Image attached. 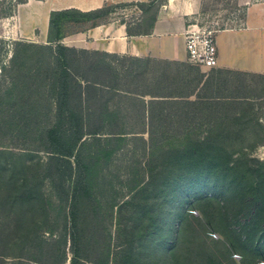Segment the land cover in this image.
Listing matches in <instances>:
<instances>
[{
  "label": "trees",
  "instance_id": "1",
  "mask_svg": "<svg viewBox=\"0 0 264 264\" xmlns=\"http://www.w3.org/2000/svg\"><path fill=\"white\" fill-rule=\"evenodd\" d=\"M26 1L2 0V3L8 4L1 11L2 17L12 15L17 4ZM110 10L111 6L105 5L89 12L51 11L47 43L14 40L9 65H0L3 79L0 83V130L9 133L13 129L21 137H25V132L36 131L40 135L35 149H30V145L35 143L26 141H23L27 143L26 151L0 149V201L3 199V206L15 208L19 213L14 221V230L17 229L16 233L21 237L17 246L26 250L18 256L23 259L41 264H63L68 257L64 246L50 245V249H46V245L52 243L40 238L37 222L32 219L38 213L32 215V221L25 214L28 209L24 208L25 205L33 202L43 223L60 220V216L63 217L64 227L70 223L69 264H87L79 245L77 222L78 215L84 210V200L92 197V185L101 171V163L108 164L115 153L135 139L142 141L145 150L147 141L143 136L135 135L137 133L134 128L120 121L117 112L108 106L101 107L103 99L111 95L115 88V78L108 84L109 75L99 70L97 64L92 70L87 64L90 60L74 55L75 52L92 53L98 57L103 54L66 47L60 42L65 33H68L64 30L65 25L74 22L71 19L91 21L89 25L72 31L75 32L97 25L98 19L107 17ZM19 58L21 61L18 63ZM184 69H177L173 76L162 69L152 78L158 85L169 81L171 86L181 87L176 96L179 100L170 99L176 92L167 91V86L153 94L160 97L153 100L158 123L166 128V133L183 137H175L168 148L155 155V162L151 167L158 170L150 174V182L160 183L164 188L153 189L156 194L153 197L156 198L155 202L143 201V205L147 207L144 214L152 215L161 205L165 206V201L168 202L167 211H161V214L171 217L169 222H165L170 223V226H162L163 229H168L169 236L163 239V245L152 248L147 245L148 237L138 235L137 229L133 232L131 226L125 233L126 239L118 245L119 250L112 253V264H181L183 250L178 251L179 247L174 249L168 240H175L174 225L180 224L177 216L183 212L184 198L202 199L207 193L222 202L225 213H230L235 223H238L239 227L233 228L231 232L236 245L248 253L264 257L263 163L258 162L257 168L251 171L252 179L247 184L236 166L239 159L231 158L234 154H245L244 148L254 146L242 144L241 140L234 141L246 127L242 119L247 116L245 108L250 105L249 87H245L247 81L237 78L232 90L219 88L214 96H197L205 99V108H213L215 113L206 112L204 119H185L180 117H188L189 114L180 111L181 104L189 103L188 98L192 94L189 88L198 85L199 81L195 85H189L187 80L188 83L185 81L184 84L185 74L181 76ZM223 80L221 84L225 85V79ZM213 98L216 100H209ZM201 114L197 112L193 116ZM195 123L203 125H194ZM198 128H202L205 136L191 139L193 129ZM234 144L237 148L230 150L229 147H234ZM152 145L150 143L146 148L151 149ZM39 149L49 154L47 163L34 160V156H37L34 151ZM101 160L104 162H100ZM62 163L63 167L60 168ZM30 171L33 172L28 177ZM66 171L70 177L75 178V186L70 193L63 186ZM47 178L56 190L59 201L65 204L57 205L58 212H55L54 204L42 190ZM245 203L249 208V217L241 223L239 214L242 208L239 205ZM152 204L159 205L153 207ZM115 205L113 203L111 206ZM92 208L95 210L93 204ZM139 209L140 207L134 206L137 218L144 215L141 214L142 209ZM133 213L132 211L130 218L134 219ZM64 239L63 245L66 242ZM100 254L95 264H108L111 255L109 248L105 246ZM212 261L215 262L212 257H208L205 264H212ZM18 263H22V260Z\"/></svg>",
  "mask_w": 264,
  "mask_h": 264
},
{
  "label": "rangeland",
  "instance_id": "2",
  "mask_svg": "<svg viewBox=\"0 0 264 264\" xmlns=\"http://www.w3.org/2000/svg\"><path fill=\"white\" fill-rule=\"evenodd\" d=\"M1 1L0 19L2 18L1 11L8 6V4ZM163 1L156 0L154 7ZM195 4L197 9L188 16L186 25L194 21L202 27L218 30L237 27L241 24L244 10L242 5L236 4V0H195ZM106 18H99L98 21L100 22ZM71 21L74 22L65 25L64 30L66 32H72L91 23L90 20L83 18L71 19ZM12 41L14 40L0 39V65H9ZM74 55L90 60L87 61V64L90 68L92 67V70L98 65L99 70L101 69L109 75L108 84L115 78V88L111 95L103 99L101 107L108 106L111 110L117 112L120 121L134 128L137 133L135 135L143 136L147 141L146 146L153 143L151 149L145 146L144 150L142 141L135 139L115 153L108 164L101 163L99 167L101 171L94 178L92 185V197L84 200V210L78 215L79 245L87 264H95L105 246L111 252L108 264H112V253L119 250L118 245L126 239L125 233L131 229V226L133 232L137 229L139 230L138 235L148 237L146 240L147 245L152 248L163 245V239L169 236L168 229H163L162 226L163 224L166 228L170 226L168 220L171 217H165L161 214V211H167L168 202L165 201V206L161 205V208H157L155 214L152 215V213L144 214L147 212V207L143 205V201L146 200L148 203L154 200L155 202L156 198L153 197L156 194H154L153 189L164 188L160 183L150 182V174H154L158 170L151 167L155 162V155L168 148L170 142L173 141L172 139L175 137L182 138L183 136L168 134L164 131L166 128H162L160 124L156 123L153 117V98L150 94L160 92V88L167 86V91L173 90L176 92L174 94L178 96L177 92L181 87L171 86L169 81L158 85L152 79L162 69L168 72L169 75H174L177 66L173 64L143 61L140 63V67H135L121 58L111 61L108 57L107 60L104 55L98 57L96 54H86V52H75ZM20 61L21 58H19L18 63ZM182 72H185V70ZM246 81L250 92V105L245 108L248 114L242 119L246 123V127L240 135L236 136L238 139L235 138L234 141L241 140L242 144H254V146L244 148L245 154H234L231 158L233 160L239 159L236 166L244 177L243 179L249 184L252 179L251 171L257 168L258 162L263 163L261 172L264 175V75L250 74L246 77ZM1 82H3V79L0 73ZM193 130L194 132L190 136L191 139H200L205 136L202 128ZM23 135L25 137H21V134L14 132L13 129L9 133L0 130V149L26 151V142L35 143L30 145V149H35V146H38L40 141L38 132H25ZM231 148L236 149L237 147L234 144V147H229L230 150ZM34 153L37 155L34 156V160L39 159L44 163L49 161V154L44 151L39 149L35 150ZM100 162H104V160ZM61 167H63V163ZM32 172L28 173V177L31 176ZM63 186L68 189L69 193L75 186L74 176L70 177L67 171L64 174ZM42 190L54 204L55 212H58L57 205H63L64 202L59 201L56 190L48 178L44 180ZM135 190L137 191L135 192ZM207 194L202 199L191 197L189 200H185L184 198L183 212L177 216L180 224L174 225L176 232L174 231L175 235L173 237L175 240H168L169 245L174 246V249L179 247L178 251L183 250L184 258H182L181 264L183 262L184 264H205L208 257L215 260V262L212 261V264H264V257L255 256L236 245L231 237V232H233V228L239 227L238 223H235V219L230 213H225L221 205L222 202H218L214 197ZM3 202L2 199L0 201L2 204L0 205V264H41L40 262L18 257L21 252H26V250L24 251V249L17 246L21 237L16 233L17 229L14 230L16 225L14 221L19 213L15 208L10 209V207L3 206L5 204ZM32 203L25 205L24 208H28L25 214L30 219L32 215L38 213L32 219L37 222L40 238L52 243L47 244L46 249H50V245L51 247L64 246L68 257L63 264H69L70 223H67L64 227L63 217L61 216L59 217L60 220L43 223L40 220L39 210L34 209L36 206ZM113 203L116 205L111 206ZM161 203L164 202L161 201ZM92 204L95 210H93ZM152 205L154 207L159 204ZM134 206L140 207L139 210L142 209L141 214L144 215L137 218L138 214H135ZM239 207L242 208V212L239 214V220L242 223L249 217V208L246 203L244 205L240 204ZM132 211L135 214L134 219L130 218ZM32 219L29 221H32ZM166 221L168 222L165 223ZM25 225H27L26 222ZM63 239L66 241L64 245ZM174 241L175 243H173ZM19 260H22V263H18ZM52 260L53 257L50 258L51 262Z\"/></svg>",
  "mask_w": 264,
  "mask_h": 264
},
{
  "label": "crops",
  "instance_id": "3",
  "mask_svg": "<svg viewBox=\"0 0 264 264\" xmlns=\"http://www.w3.org/2000/svg\"><path fill=\"white\" fill-rule=\"evenodd\" d=\"M155 3L156 0H27L17 4L12 15L0 19V38L46 44L51 11L89 12L111 6L106 19L95 26L65 33L61 44L102 53L111 61L125 59L135 67L147 61L185 68L186 72H181V76L185 74L184 84L189 81V85H195L199 81L189 88V103L181 104L180 111L189 114L180 117L185 119H204L206 112L215 113V109L205 108V99L197 96H214L219 88L232 90L236 79H246L248 74L264 75V0H236L244 10L241 24L216 31L218 61L212 68L195 65L187 58L184 30L188 16L197 9L195 0H164L154 7ZM223 79L225 85L221 84ZM153 94V100L160 99ZM170 99L179 100L174 93ZM152 105L158 123L157 110ZM197 112L202 114L193 116ZM199 124L203 123L194 125Z\"/></svg>",
  "mask_w": 264,
  "mask_h": 264
},
{
  "label": "built area",
  "instance_id": "4",
  "mask_svg": "<svg viewBox=\"0 0 264 264\" xmlns=\"http://www.w3.org/2000/svg\"><path fill=\"white\" fill-rule=\"evenodd\" d=\"M216 29L189 22L184 30L187 58L195 65L212 68L217 65Z\"/></svg>",
  "mask_w": 264,
  "mask_h": 264
}]
</instances>
